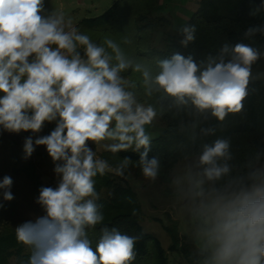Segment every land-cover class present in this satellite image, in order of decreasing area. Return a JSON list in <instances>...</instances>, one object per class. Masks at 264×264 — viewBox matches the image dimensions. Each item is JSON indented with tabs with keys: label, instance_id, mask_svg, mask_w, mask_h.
I'll return each instance as SVG.
<instances>
[{
	"label": "clouds",
	"instance_id": "9594fccd",
	"mask_svg": "<svg viewBox=\"0 0 264 264\" xmlns=\"http://www.w3.org/2000/svg\"><path fill=\"white\" fill-rule=\"evenodd\" d=\"M43 11L44 0H0V128L35 134L55 121L49 135L27 137L23 151L27 159L35 146H46L53 162H60L54 168L58 186L42 187L37 200L46 215L18 225L16 239L32 249L28 264H132L140 237L115 227L101 229L93 250L86 229L104 220L94 178L106 172L123 177L138 166L155 182L161 164L149 158L147 128L173 109L190 116L210 112L219 121L239 113L251 67L264 53L238 43L199 64L175 53L153 66L126 54L108 36L98 44L63 14ZM181 31L186 47L195 27ZM258 31L264 27L245 35ZM128 72L138 74V81L123 75ZM213 131L201 129L204 135ZM89 141L107 142L102 146L113 154L139 152L140 159L124 157L110 167ZM230 160L228 140L203 144L173 171V195L193 226L199 264H264V164L257 160L246 175L233 176ZM12 183L8 176L0 182L5 201L14 198Z\"/></svg>",
	"mask_w": 264,
	"mask_h": 264
},
{
	"label": "trees",
	"instance_id": "16d2710c",
	"mask_svg": "<svg viewBox=\"0 0 264 264\" xmlns=\"http://www.w3.org/2000/svg\"><path fill=\"white\" fill-rule=\"evenodd\" d=\"M262 3L264 0H200L183 25V28L195 27V39L186 47L181 44L184 38L182 32L180 38L164 32L162 46L154 44L153 34L171 23L164 16L152 15L157 0H115L101 14L84 17L75 26L98 44H102L104 37L108 36L126 54L143 59L153 66L156 59H167L175 53L186 58L192 56L199 64L209 56L218 55L224 45L234 47L241 43L264 53V32L245 35L249 28L264 27V8H260ZM125 39L131 43L125 44ZM123 75L132 76L133 80L138 81V74L133 76L128 72ZM159 119L165 128L151 139L148 155L149 158H159L162 179L168 181L171 168L179 160L198 155L203 144H212L216 139L230 142L232 160L229 163L233 176L246 175L249 166L257 160L259 163L264 162V81L250 80L242 110L229 113L224 121L217 120L210 112L202 116H190L186 111L177 113L175 109L165 112ZM206 128L214 131L204 135L201 129ZM193 133L195 139L192 138ZM103 157L111 166H116L124 157H129L134 163L138 162L140 153L132 150L115 154L104 151ZM95 185L99 194L96 203L101 205L104 220L94 228L86 229L93 250L100 238L101 229L115 227L123 234L140 237L135 245L136 258L132 264H169L168 252L173 250H179L187 264H199L195 246L183 240L176 219L168 215L167 220L161 222L170 238V245L165 249L153 234L143 230L139 223L138 209L125 205L121 210L113 211L107 206L109 201H120L126 195L130 196L131 191L127 187L105 177ZM102 188L111 191L101 196ZM31 251V248L24 251L23 244L16 239L15 230L7 226L0 227V264H9L12 257L16 258L15 264H28Z\"/></svg>",
	"mask_w": 264,
	"mask_h": 264
},
{
	"label": "rangeland",
	"instance_id": "374dc122",
	"mask_svg": "<svg viewBox=\"0 0 264 264\" xmlns=\"http://www.w3.org/2000/svg\"><path fill=\"white\" fill-rule=\"evenodd\" d=\"M115 0H44L42 15L52 13L63 14L65 19H71L73 23L84 17H93L104 12ZM200 0H157V5L152 10L153 16H164L170 20V25L163 27L153 34L154 44L162 46L164 32H168L177 38L181 37V30L185 21L197 8ZM250 80L264 81V58L257 60L251 67ZM53 121L52 123H54ZM48 122H45L46 126ZM165 128V124L158 118L153 126L147 131L152 138L159 135ZM0 182L5 176L12 179L10 191L13 195L11 201L3 199L4 189H0V227L15 228L27 221L35 222L36 218L46 215L44 208L37 203L42 187L56 188L59 177L54 171L55 164L49 156L46 146H35L33 154L25 159L23 145L27 137L32 136L33 141L42 136L49 135L42 130L33 134L31 131L24 132L23 136L13 133L4 135L0 128ZM103 143L95 144L88 142L89 147L97 153V157L104 159ZM193 157V156H192ZM179 160L170 170V179H162L159 175L155 182L146 179L138 166H130L123 177L114 173L106 172L105 175L94 178L95 184L102 177L110 178L114 182H120L131 191L130 196L121 198L120 201L107 203L113 211L121 210L122 206L130 205L138 209L139 223L143 230L153 234L163 248L170 245L169 235L165 232L161 222L167 220L168 215L178 221L179 232L185 242L194 245L193 226L183 211L178 200L173 195L171 177L178 164L185 159ZM110 165V164H109ZM110 167H115L111 166ZM96 187V185H95ZM110 189L102 188L101 196L110 193ZM133 204V205H132ZM135 204V205H134ZM115 206V207H114ZM125 208V207H124ZM27 252L30 247L23 245ZM169 264H187L179 250L168 252ZM16 258L12 257L9 264H15Z\"/></svg>",
	"mask_w": 264,
	"mask_h": 264
},
{
	"label": "crops",
	"instance_id": "0c3cea01",
	"mask_svg": "<svg viewBox=\"0 0 264 264\" xmlns=\"http://www.w3.org/2000/svg\"><path fill=\"white\" fill-rule=\"evenodd\" d=\"M73 24L75 26L77 24V22H75ZM2 95L3 94L0 93V96H2ZM55 127H56V122H54V123H52V122L49 123L48 122V124H46V126H43V129L45 130V133H50L51 131H53L55 129ZM3 133H4V135L11 134L10 132H6V131H4ZM13 134L23 136L24 135V132L22 131V132H20L18 134L17 133H13ZM260 164H264V162H261Z\"/></svg>",
	"mask_w": 264,
	"mask_h": 264
}]
</instances>
